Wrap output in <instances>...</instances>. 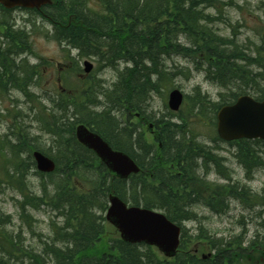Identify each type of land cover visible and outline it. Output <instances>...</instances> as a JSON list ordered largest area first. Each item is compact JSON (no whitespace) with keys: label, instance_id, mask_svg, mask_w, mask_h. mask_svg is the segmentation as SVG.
Segmentation results:
<instances>
[{"label":"trees","instance_id":"1","mask_svg":"<svg viewBox=\"0 0 264 264\" xmlns=\"http://www.w3.org/2000/svg\"><path fill=\"white\" fill-rule=\"evenodd\" d=\"M84 1L68 0L59 9L69 7L71 12L83 7ZM95 3V11L78 14L77 18L82 20L83 26L65 28L61 31L62 35L73 41V47L78 50L80 57L95 56L111 67L122 61L129 63L130 67L118 72V80L112 90L104 93L111 106L103 112L93 113L87 107L98 105L96 98H93L94 87L98 88L94 82H85L80 88L82 94L61 97L55 107L63 113L72 108L73 115L78 116L77 123L91 127L113 149L128 154L141 171L127 181L111 178L94 155L77 144L73 134L77 123L61 129L56 117L49 113L47 128L43 115L39 122L42 128L57 138L64 150L63 159L61 155L55 157V172L46 176L48 181H41L42 196L31 198L24 183V176L32 166L30 145L27 134L18 127L17 132L13 133H17L16 142L6 141L13 152L9 154L7 150L3 154L2 149L5 147L0 146V175L9 178L7 183L20 191L22 209L31 203L33 207L48 204L62 219L60 226L53 224L51 242L65 243L66 247L45 245L43 254L50 257L52 264H264V240L260 241L258 235H254L246 246L240 239L212 240L210 247L213 254L202 260L190 253L191 250L185 249L190 240L182 233L177 256L167 260L150 247L125 244L108 236L103 218L110 193L131 205L162 211L170 221L179 225L192 218L188 210L190 204L187 203L204 201L206 207L217 212L218 206H224L228 198L242 201L253 199L260 204L263 202L264 197L257 199L251 196L245 187L225 184L213 190L199 186V169L207 171L209 164H214L222 169V176L226 172L222 165H218V158L204 144L197 143L195 136L184 128L187 117L183 112L188 111L189 115L195 107L199 112L203 109L204 98L200 92L196 93L191 105L185 103L184 108L175 115H178L175 118L180 123L163 119L156 122L155 139L160 142V148L154 142L148 143L141 135L136 136L134 129L127 126L120 128L112 113L117 106L125 113L139 111V102L146 99L147 92L157 91L164 75L159 60L164 57L178 56L190 60L197 69L205 72L208 81L223 89L236 82H247L250 76L264 80V51L261 50L264 48V27L258 26L256 32L260 49L254 50L255 55H249L243 46L239 47L235 43L234 27L232 37L221 35L213 27L222 18L223 7L233 5L230 0L227 3L222 0H95ZM204 9H212L216 15L204 14ZM60 12L51 17L57 22L66 23L64 20L68 14ZM4 67L3 60L0 69ZM6 72L0 70V83L7 82L9 77ZM35 74L37 72L33 69L27 72L30 80ZM153 75L158 78L155 83L150 79ZM257 92L256 99L264 100V86L259 87ZM242 94L246 93H231L222 103H212L213 114L219 106L231 104ZM126 131L128 136L122 134ZM63 133L68 134V137L61 141L59 138H62ZM132 134L137 138L132 137ZM133 139L141 151L139 154L132 149ZM231 144L238 149L236 158L246 176L263 164L253 150V146L264 145L263 142L240 140ZM21 153H26L27 158H20ZM206 192L208 196L204 197ZM203 236L200 234L198 238L203 240ZM16 251L19 250L13 242L0 235V264H13L11 259ZM23 257L26 258V255ZM29 264H45L44 258L31 254Z\"/></svg>","mask_w":264,"mask_h":264},{"label":"rangeland","instance_id":"2","mask_svg":"<svg viewBox=\"0 0 264 264\" xmlns=\"http://www.w3.org/2000/svg\"><path fill=\"white\" fill-rule=\"evenodd\" d=\"M90 1L87 0L88 3ZM222 1L227 3L229 0ZM230 2L233 5L227 4L223 7L222 18H219L213 24V27L218 29L221 35L227 37H232V27H234L236 31L234 33L236 35L234 37L235 43L239 47L243 46L245 52L249 55H255L254 50L260 49L256 32L258 26L264 27V0H230ZM94 6V3L90 4L91 9ZM78 8L80 9V7ZM203 11L204 14L216 15L212 9H204ZM0 23H9L15 30L23 31L27 37L26 41L31 44L33 52L29 54L26 51L21 55L13 52L0 59V63H3L4 60L5 66L0 70L4 72L7 70L6 76L13 78L11 81L15 87H18L23 92L10 89L5 93H1L5 88L0 87V146L5 147L2 149V153L6 154L7 150L9 154L13 152L6 141L16 142L17 133L15 135L13 133L17 132L19 127L27 134L30 152L38 148V150L50 157L58 158L61 155L63 159V148L61 149L57 138L50 135L45 129L47 128L49 113L51 116L56 117L57 125L61 126V129H65L66 125L77 123L76 118L78 116L73 115L72 108L67 113L58 110L54 105L59 103L62 96L47 92V89L51 88L48 83H50L52 78L56 77L57 70L63 69L60 74L61 87L67 90H78V92H74L77 95L79 93L82 94L80 88H83L85 82L98 84V88L94 87L95 92L93 91V98H96L98 105H88L87 107L93 113H101L111 106L104 93L112 90L113 84L117 82L118 72L123 71L125 67H130V64L121 61L116 63V67H109L96 57H79L78 51L66 46L59 47V45L51 42L54 38L48 34L50 29L44 23H41L37 17L26 11L5 13L0 10ZM28 32L31 34H27ZM19 40L20 38L18 37L14 39V45L11 44L12 48L17 46L21 47V49H26L24 44L19 45ZM3 48L7 49L8 47L1 41L0 50ZM261 50L264 51V48ZM84 60L92 62L93 70L88 77L79 79L78 75L83 74L82 63ZM57 62H59L58 65ZM10 63L16 66H24V63H26L29 66H35L37 71H39L37 77L31 78L33 83L27 89L28 94H24V89L27 87L28 82V70L23 69L14 77L10 74L12 69V65H9ZM160 63H162L164 75L159 81L157 91L149 90L146 99L139 102V111L125 113L121 107L116 105L117 108L112 115L116 117L118 126L120 128L127 126L130 129H134L136 136L141 135L148 143L154 142V144L159 145L160 142L155 141L157 133L156 122L163 119L172 123H180V120L175 118L178 115L175 116L176 114L172 113L167 107L169 91L178 89L184 97H190L189 100H184V106L187 102L191 105L196 93L200 92L201 97L204 98L203 109L199 112V109L195 107L193 113L189 115L188 111H184L183 115L187 117L184 128L195 136L197 143L204 144L213 155L219 158L226 172L225 176H222L220 174L222 169L217 168V165L215 166L214 164H209L207 171L204 168L199 169L197 171V175L201 180L199 186L209 187L214 190L215 187L228 183L237 185L239 188L245 187L250 195L255 196L257 199L263 198L264 145L253 146L254 154L263 161L262 167L254 169L251 175L246 176L239 159L236 158L237 147L224 143L217 137L215 130L216 119L215 114L212 112V103L220 104L223 100L228 99L231 93L240 91H244L247 95L256 99L258 97L257 90L259 87L264 86V80H260L257 76H250L247 82H236L227 89H223L208 81L205 78V72L197 69L190 60L178 56H170L168 59L165 57L160 58ZM254 73H257V71H254ZM150 79L151 82L155 83L158 78L153 75ZM7 87L9 85H6ZM221 94L222 96H220ZM53 96H56L54 100L47 98H52ZM60 103L63 105L62 101ZM46 108L48 109L47 111H45ZM41 115L45 118V128H42L39 122ZM77 115H80V113ZM180 118L182 119V117ZM144 119H146V122ZM148 123L152 125L150 131L149 126H147ZM122 134L128 136V131ZM134 134H132V137H136ZM67 137L68 134L63 133L62 138L59 139L64 141ZM132 143V149L139 154L141 151L137 148L134 139ZM20 158L26 159L27 154L21 153ZM32 160L30 159V162L33 165L27 170L24 176V183L29 196L31 198H39L42 196L41 181H48L49 179L48 177L41 178L38 175ZM0 177L2 178L0 181V235L4 239L12 241L15 248L19 250L15 252L11 263L29 264V255L36 254L44 258L45 264H52L50 257L44 255V247L45 245H50V247L54 248L66 247L65 243L51 242L53 224L60 226L62 219L57 217V211L53 210L48 204H40L33 207L34 204L31 203L25 205L22 209L23 198L20 191L16 189V186L7 183L9 178L3 176V174ZM14 180L16 181V179ZM207 196L208 193H204V197ZM187 204H190L188 210L192 218L183 221L181 225L182 233L184 232L189 237L187 239L190 240L187 242V246L185 245V249L194 250L199 246V252L197 253L199 257L202 254L213 252L210 247V241L212 240L218 241L221 239L228 241L230 239H240L244 242V246L247 245L249 240L254 238V235H258L260 241L264 240V200L260 204L253 199L242 201L228 198L224 206L223 204L218 206L217 212L207 208L204 201ZM25 215L27 216L26 218L24 217ZM200 234L204 235L203 240L198 238ZM200 241H203V243L201 244ZM141 250L143 249L141 248ZM25 255L26 258L23 257Z\"/></svg>","mask_w":264,"mask_h":264},{"label":"water","instance_id":"3","mask_svg":"<svg viewBox=\"0 0 264 264\" xmlns=\"http://www.w3.org/2000/svg\"><path fill=\"white\" fill-rule=\"evenodd\" d=\"M51 4L50 0H0L6 9L14 7L36 8ZM84 72L89 73L92 65L85 61ZM183 95L177 89L168 95V107L178 111ZM216 130L218 137L226 142L239 139H260L264 141V101H255L250 96H240L232 105L221 107L216 114ZM77 141L92 150L109 172L119 178L126 179L139 169L127 155L112 150L97 134L90 132L84 125L75 129ZM36 168L40 172L50 173L54 170V162L39 152L33 153ZM110 207L106 220L119 233L125 243H145L155 247L167 258L175 256L179 244L180 229L159 213L140 207H128L115 196H109Z\"/></svg>","mask_w":264,"mask_h":264},{"label":"flooded vegetation","instance_id":"4","mask_svg":"<svg viewBox=\"0 0 264 264\" xmlns=\"http://www.w3.org/2000/svg\"><path fill=\"white\" fill-rule=\"evenodd\" d=\"M59 1H61L60 2L61 3L60 5H63V4H65V3L68 2V0H59ZM54 10L55 11H59V10H56L55 7L45 8V6L44 7H41L38 10H32V11H33V14L34 15L38 16V19L41 21V23H44L50 29L48 34L52 35L53 38H54L53 40H51V42L52 43H55L56 45H59V47H64V44L66 43V40L65 39H62V37L59 36V29H57L58 26L56 25V23H54V21L51 18H49L47 16L48 15V11L54 12ZM87 10L88 9L83 8V9H75V10H73L71 12L76 13V14L77 13H80L81 14V13H86V12L89 11V10L88 11ZM16 11H25V9H23V8H14V9L10 10V13H13V12H16ZM48 21H50L49 22L50 25H48L49 24ZM0 29H1L0 30V42L2 41L3 44L7 45V47H8L7 48L8 50L6 51V56L8 54H12L14 52V49L10 46L12 44V42H14V38H16V37L20 38V40L18 41L19 42V45L23 44V42H27L26 41V38L27 37L25 36V34L23 33V31H21V30H19V31L18 30H15L12 27V25H9V23H5L3 25H0ZM27 34H31V33L28 32ZM88 34H89V32H88ZM27 43L29 44V41ZM0 52H1V50H0ZM58 64H59V62H57V65ZM62 70L63 69H61L60 71L57 70L56 77L55 78H52L51 81H50V83H48V85H51V88H50L51 90L50 89H47V92L48 93H52V94L53 93H55V94L63 93V89L61 87V78H60V74H61V71ZM78 77H80L79 79H81L82 78V75L79 74Z\"/></svg>","mask_w":264,"mask_h":264},{"label":"bare ground","instance_id":"5","mask_svg":"<svg viewBox=\"0 0 264 264\" xmlns=\"http://www.w3.org/2000/svg\"><path fill=\"white\" fill-rule=\"evenodd\" d=\"M78 2V1H77ZM93 9V8H92ZM85 10V9H84ZM49 12V11H48ZM46 16V15H45ZM10 25V24H9ZM48 25H50V23L48 24ZM55 29V28H54ZM1 30V29H0ZM5 30V29H4ZM7 30V29H6ZM17 32V31H16ZM56 32V31H55ZM54 32V33H55ZM52 34V33H51ZM7 39V38H6ZM2 40V39H1ZM8 41V40H7ZM175 55V54H174ZM22 57V56H21ZM20 57V58H21ZM19 58V59H20ZM93 58V57H92ZM168 59V58H167ZM185 59V58H184ZM188 60V59H187ZM192 64V63H191ZM101 65H102V63H101ZM122 65V67H123V63L121 64ZM107 67V66H106ZM110 67V66H109ZM112 67H113V65H112ZM116 67V66H115ZM120 69V68H119ZM120 71V70H119ZM174 73V72H173ZM117 75V74H116ZM80 78V77H79ZM173 78V77H172ZM118 80V79H117ZM112 87V86H111ZM105 88V87H104ZM110 88V87H109ZM107 89V88H106ZM106 89H104V90H106ZM108 90V89H107ZM101 101V100H100ZM235 101V100H234ZM104 104H106V103H104ZM104 106V105H103ZM151 139V138H150ZM262 167V166H261ZM36 171V170H35ZM37 176V175H36ZM195 205V204H194ZM197 205V204H196ZM193 207V206H192ZM59 221H60V219H59Z\"/></svg>","mask_w":264,"mask_h":264}]
</instances>
